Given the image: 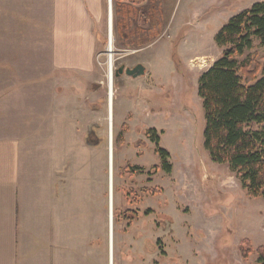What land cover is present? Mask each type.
<instances>
[{"label":"rangeland","instance_id":"obj_1","mask_svg":"<svg viewBox=\"0 0 264 264\" xmlns=\"http://www.w3.org/2000/svg\"><path fill=\"white\" fill-rule=\"evenodd\" d=\"M262 2L264 0H180L169 29L154 47L131 54L117 51L114 44V95L122 79V75L116 78L117 69L132 67L130 55L133 61L144 63L152 74L150 79L141 78L139 89L119 92L126 98L127 110L135 115L133 120L129 118L133 124L120 145L117 139L121 126L115 121L112 125L111 202L113 204L115 198L114 208L120 212L137 207L140 213L139 220L130 227L121 219L123 217L118 221L116 216L115 224L112 222L113 264H257V254L248 261L243 260L240 246L244 240H249L255 250L264 246V199L250 198L227 165L211 161L204 148L205 116L198 84L201 75L223 54V49L215 42L217 33L233 16ZM113 3L112 0V8ZM51 10L50 0H0V95L16 89L31 93L35 88L45 89L47 93L56 89L59 93H77L75 87L72 91L68 88L70 83L60 81L59 72L52 71L56 31ZM108 13L109 0H105L104 25L99 28L102 43L96 60L102 63H97L102 73L99 87L103 88L99 94L104 93L106 105L109 102ZM113 39L115 43V37ZM247 57L254 63L264 64V48L258 40L238 61ZM94 86L89 89V97L93 90H98ZM56 116L59 126L64 117ZM76 116L72 135L75 139L87 144L91 130H96L101 137L98 151L101 156L103 150L107 155L108 186L110 112L108 115L106 112L100 128L87 126ZM148 129H156L159 146L171 154V174L160 169L157 174L149 175L154 166L160 165V158L146 137ZM63 141V137L57 138V142ZM67 147L65 153L69 150L70 156L75 155L76 146ZM57 148L61 152V148ZM85 156H88L86 151L82 159ZM127 167H141L145 172L129 175ZM146 187L161 188L163 192L143 193ZM105 214L108 233V203ZM108 260L106 252V264Z\"/></svg>","mask_w":264,"mask_h":264},{"label":"crops","instance_id":"obj_2","mask_svg":"<svg viewBox=\"0 0 264 264\" xmlns=\"http://www.w3.org/2000/svg\"><path fill=\"white\" fill-rule=\"evenodd\" d=\"M50 2L56 31L52 71L59 72L60 81L70 83L68 88L75 87L77 93L56 89L52 94L35 88L31 93L16 89L0 95V264H106V252L112 264V210L108 233L105 214L106 203L109 209L112 206L109 149L108 187L105 151L101 156L99 144H84L72 136L74 115L81 123L99 128L108 115L104 93L99 94L102 73L96 60L105 0ZM113 2L115 49L133 54L161 42L180 0ZM109 16L110 12L108 27ZM130 64L131 68L143 65L146 73L137 79L122 75L113 98V123L131 129L135 115L119 92L139 89L141 78L150 79L152 72L131 55ZM94 85L98 90L89 97ZM58 114L64 117L59 126ZM60 137L63 142H57ZM67 145L76 146L75 155L65 153ZM84 151L88 156L82 159Z\"/></svg>","mask_w":264,"mask_h":264},{"label":"trees","instance_id":"obj_3","mask_svg":"<svg viewBox=\"0 0 264 264\" xmlns=\"http://www.w3.org/2000/svg\"><path fill=\"white\" fill-rule=\"evenodd\" d=\"M255 40L264 48V2L233 16L217 33L215 42L223 54L201 75L198 96L205 116L204 148L211 161L227 165L250 198L264 199V64L254 63L251 57L238 61ZM127 129V124L122 125L118 145ZM146 137L160 158V165L149 175L160 169L171 174V154L159 146L156 129H148ZM127 168L129 175L145 172L141 167ZM144 192L156 195L163 189L147 187ZM240 252L243 260L257 254V264H264V246L255 250L244 240Z\"/></svg>","mask_w":264,"mask_h":264},{"label":"flooded vegetation","instance_id":"obj_4","mask_svg":"<svg viewBox=\"0 0 264 264\" xmlns=\"http://www.w3.org/2000/svg\"><path fill=\"white\" fill-rule=\"evenodd\" d=\"M127 68V67H126ZM119 69V68H118ZM108 112H109V107H108ZM112 125H113V122H112ZM98 127V126H96ZM113 127V126H112ZM111 127V128H112ZM99 128V127H98ZM147 131V130H146ZM146 133V132H145ZM96 134V135H95ZM89 141H91V143H93L94 145H101V137H98L97 136V133H96V130H91L89 133H88V139ZM93 141H96V143H94ZM113 146H114V140H113V135L111 137H109V152H110V155L112 153V151L114 150L113 149ZM112 149V150H111ZM111 173H112V161H111ZM113 178H112V181L111 183H113V179H114V168H113ZM113 185V184H112ZM112 187V186H111ZM147 188V187H146ZM142 192L143 193H147V192H144V189H142ZM129 193H132V192H129ZM136 199H134V202H132V204L135 206L137 205V203L135 202ZM113 206V204H112ZM111 206V210H112V213H113V219L111 220V224L112 222L115 224V221H116V218L118 219V221H125L127 222V225L130 227L132 226L133 223H135V221L137 222V220H139V209L137 207L135 208H132V209H128L127 211H123V212H120L119 210L113 208ZM110 210V209H109ZM117 216V217H116ZM119 217H123L121 219H119ZM136 224V223H135ZM113 264V262H112Z\"/></svg>","mask_w":264,"mask_h":264},{"label":"bare ground","instance_id":"obj_5","mask_svg":"<svg viewBox=\"0 0 264 264\" xmlns=\"http://www.w3.org/2000/svg\"><path fill=\"white\" fill-rule=\"evenodd\" d=\"M112 2V1H111ZM113 11V8H112ZM111 19H112V24H111ZM109 25H111L110 29H109V38H110V43H111V47L109 46V53H113V14L112 17L109 16ZM110 58H111V67H112V71L108 74V88H109V112H110V118H109V137H111L113 135V129L112 127V115H111V109H112V102H113V97H114V89H113V55L109 54V65H110ZM112 150V149H111ZM111 155L109 152V163L111 164ZM113 171V169H112ZM109 179H111L110 176V172H109ZM112 188V187H111ZM111 210V209H110ZM113 219V213L111 212V220ZM113 262V261H112Z\"/></svg>","mask_w":264,"mask_h":264},{"label":"water","instance_id":"obj_6","mask_svg":"<svg viewBox=\"0 0 264 264\" xmlns=\"http://www.w3.org/2000/svg\"><path fill=\"white\" fill-rule=\"evenodd\" d=\"M110 16L112 17V8L110 10ZM111 24H112V19H111ZM145 73H146V69L143 65H137L134 68H126L125 66H121L119 69H117L116 77H118L119 75H127L133 79H137L139 77L144 76ZM87 144L94 145L88 140H87Z\"/></svg>","mask_w":264,"mask_h":264},{"label":"built area","instance_id":"obj_7","mask_svg":"<svg viewBox=\"0 0 264 264\" xmlns=\"http://www.w3.org/2000/svg\"><path fill=\"white\" fill-rule=\"evenodd\" d=\"M112 0H109V11L111 10L112 8ZM111 25H109L108 29H110ZM109 41V46L111 47V43H110V38L108 39ZM113 48H114V42H113ZM110 55H112V53H110ZM98 62H99V65H102V63L99 61L98 59ZM112 71V67H111V58H110V65H108V72L110 73ZM108 77V75H107Z\"/></svg>","mask_w":264,"mask_h":264}]
</instances>
